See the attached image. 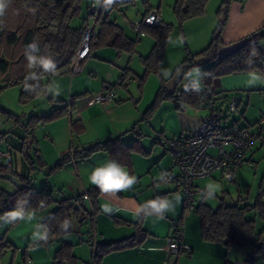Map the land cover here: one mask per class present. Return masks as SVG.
I'll use <instances>...</instances> for the list:
<instances>
[{
  "label": "crops",
  "instance_id": "crops-1",
  "mask_svg": "<svg viewBox=\"0 0 264 264\" xmlns=\"http://www.w3.org/2000/svg\"><path fill=\"white\" fill-rule=\"evenodd\" d=\"M209 5L210 2L207 7ZM128 6L129 4L125 5L124 8ZM160 8V4L158 7H153L148 2L142 5V9L138 14L134 13V9H127L125 14L121 13L120 17L116 19L112 20L110 16V20L118 24L129 39L137 41V49L142 53L141 50L149 51L152 48L153 40L148 38L147 35L137 37L132 31V27L142 19L147 9H157L162 23ZM218 11L215 10L213 15L209 17L204 15V17L187 21L186 24H194L198 30L194 36L190 34V40L187 42L189 50L193 54L202 51L209 44L211 35H213L219 24L217 22L220 19L217 15ZM261 27H264V0H229L225 22L220 31L221 44L224 46L237 42ZM127 31L129 35L126 33ZM139 56L143 57L142 54ZM130 62H128V57L118 54L114 49L99 48L92 51L82 61L80 64L81 71L78 74L50 79L46 101H44V109L41 114L33 116H46L54 108L61 105V103L56 102L68 103L72 96L85 95L77 99L75 111L69 117L41 125L40 137L35 136L39 155L45 163L46 169H49L67 154L72 147H88L96 142H103L109 138L116 137H120L123 144L130 145L139 137L140 145L147 155L132 154V170H124L130 177H133V183L126 189L101 192L98 198L99 212L95 216L93 223L90 224V226L93 225L92 232H94L93 241L90 244L112 243L133 236L135 233L133 225L137 222L143 208L153 200L155 195L167 194V196L161 214H149L144 218L142 229L148 235L144 242L137 248L106 256L102 264H224L225 261H230L228 258L229 250L226 251L225 247L220 243L203 241L199 219L194 210L195 217L185 216V212L183 214L182 194L174 186L163 183L161 180L157 181L154 178H158L159 175L161 177L163 173H177L173 157L163 146L167 138L160 136V139H154L152 145L145 146V140L141 139L142 134L149 133L148 128L150 132L153 129V134L155 135L156 131L151 126L140 123L142 119L140 109L137 107L132 108L126 97L119 95L122 94L119 93L121 92L120 89H117L115 93L116 99L121 97V100L116 101L115 99L114 103L106 105L94 103V96L104 89L105 86L117 83L123 70L129 67ZM212 88L215 92H222L226 96L235 95L242 100L247 98L248 101L255 102L257 106L254 108L260 111L261 117L264 116V111H261V109H264V78L260 75L256 73H239L220 77L213 81ZM253 96L255 97L254 100L252 99ZM50 98L54 100L49 101ZM217 103L220 102L218 101ZM239 103H242V101L239 100ZM174 105L175 109L182 113H187V109L192 112V114L188 115L194 120V126L189 128V133L195 132L199 125L208 118V111L206 115H201V111L206 110L202 107L192 108L185 106L179 109L175 103ZM261 117L252 124L246 122L244 125H238V119L232 120L235 121L239 128H244L255 125ZM73 120L80 121L84 126V133L74 138H72L70 130V122ZM228 123L233 124L232 121ZM1 129H6L7 132L5 134L1 133ZM251 130L253 131L252 128ZM160 133H157V135H161ZM0 135V149L9 152V157L2 159L0 166L9 169L15 175L28 176L30 178H33L34 174L40 173L43 177L42 185L47 180L48 184L55 190V194L58 195L57 200L84 195L88 189L96 186L90 182L92 171L108 163L106 154L100 152L85 161H72L65 164L48 178L45 177L47 174L46 169L29 174V168L20 155L24 131L14 123L11 124L7 117H3V119H0ZM166 154H169V157H166ZM246 160L252 164L250 168L237 169L238 171L236 170L230 176L217 171L208 178L196 181L195 184L200 188L202 187L201 189L205 187L204 189L206 190V187L213 182L229 186L232 180L239 181L242 179L253 187V185L257 184V180L261 178L259 187L264 189V127L261 128L259 139L255 141L246 154ZM153 166H156L157 171H154L155 168H153L154 172L151 170ZM3 180L13 184L15 179L7 180L3 178ZM13 187L15 189V186ZM237 187L235 192H237L238 202L239 198L246 199V196L242 197L241 195L244 190L238 195ZM204 198L205 196L198 195L195 198V206L200 202L204 203ZM197 201L199 202L197 203ZM218 201L214 208L207 206L211 209H216L223 200L218 197ZM83 205L86 209L91 210V205L87 198ZM56 208L57 206L55 205L42 212H28L26 213L27 217H24V215L19 218L12 229V231H16L14 237L18 240L10 238L5 241L12 247V256L22 249L23 264H26L25 259H29L30 264H54V254L58 249L56 245L53 249L46 245L45 247H37L32 250H27L26 246L33 241H39L40 243L43 234L38 225ZM181 215H183L181 243L188 248V252L178 256H171L167 250L169 240L172 237L170 223L178 220ZM80 221L82 222V220ZM123 222L128 225L120 224ZM85 229L83 227L74 228L72 236L79 238L82 246L86 243L91 252L89 244L91 239ZM65 241L63 238L57 243L63 244ZM68 243L72 245L74 242L69 241Z\"/></svg>",
  "mask_w": 264,
  "mask_h": 264
},
{
  "label": "trees",
  "instance_id": "trees-1",
  "mask_svg": "<svg viewBox=\"0 0 264 264\" xmlns=\"http://www.w3.org/2000/svg\"><path fill=\"white\" fill-rule=\"evenodd\" d=\"M209 1L176 0L172 11L178 24L182 25L189 20L203 17ZM91 2V5H101L103 18L99 23L97 36L90 42L89 55L99 48H111L118 54L125 53L130 57L135 55L137 41L129 39L122 28L110 20L113 12H118L121 7L133 0H91ZM228 2L229 0H226L221 5L226 8V12ZM3 3L5 9L3 15H0V81L4 83V86L0 87V91L6 87L20 86L19 103L27 104L47 95L51 78L72 74L71 59L81 43L91 14V7L88 18L83 20L80 27L74 28L71 22L79 15L81 0H3ZM149 11L150 9H147L144 16ZM217 15L221 17V10L217 12ZM222 27L223 25L218 24L215 33ZM169 30L170 26L164 25L161 21L157 27H143L144 36L149 35L153 40L149 55L140 58L144 67L143 76H133L126 68L117 83L107 85L104 87L106 90H102L115 93L117 89L126 88L129 79H137L141 85L150 74H158ZM245 38L249 40L245 46L223 59L218 58V48L223 46L220 34L215 35L202 51L196 54L187 53V57L176 71L179 70L184 75L190 69L197 67L194 64L195 59L203 58L204 61L199 67L207 65V68L200 73L202 87L190 84L178 94L174 91L172 95L163 94V90L160 89L156 100L160 101L168 97L174 100L173 102L179 109L185 106L198 108L201 107L205 92L210 91L217 102H220L217 103L218 106H222L229 96L213 90L212 84L215 79L239 73H256L264 78V53L259 47L261 44L264 45V27ZM84 95L72 96L68 103L58 101L56 103H61V105L54 108L50 114L40 117L30 116L25 121L0 107V114L5 115L8 120L13 121L24 131L20 155L29 168V174L46 169L37 148L35 129L44 123L69 117L75 111L77 99ZM53 100V98L49 99V101ZM147 115L150 116V113ZM143 119H146L145 115ZM262 121H264V116L255 125L243 129L251 130L252 128L253 132L258 134L257 139H259L261 128L264 127V124H260ZM232 122L237 126L235 121ZM70 130L72 138L78 137L84 133V126L80 121L73 120L70 122ZM6 152L9 157V152ZM100 152L106 154L108 162L115 161L128 171L132 170V154L147 155L140 145L139 137L130 145L123 144L120 137L109 138L88 147H72L53 167L46 169L45 177L52 176L65 164L72 161H85ZM246 162L249 163L247 160ZM0 177L7 180L15 179L14 182L12 181L15 185L13 192L0 191V220H6L13 225L15 223L13 219L17 213L22 216L28 212H42L57 206L38 225L43 234L40 242L42 244L71 234L73 223H79L80 220L84 222L88 219L90 223H93L99 212L98 198L102 190L98 186L88 189L84 195L57 200L54 197L55 190L47 180L44 181L40 190H35L31 187L34 178L15 175L1 166ZM205 195L206 193L201 196ZM84 196L89 201L91 210L86 209L84 205L80 209L73 206L75 199ZM166 196L167 194L155 195L153 200L143 208L137 222L133 225L135 229L133 236L112 243L93 245L89 242L91 259L88 264H102L103 259L112 253L139 247L148 236L142 229L144 218L149 214H161ZM185 210L183 207V214ZM193 210L199 219L203 241L220 243L226 251L232 247H247L251 249V253L242 264H258L257 261L259 264H264V189L260 188L252 204L248 203L247 198H239L238 202L232 205H226L221 201L216 209H211L200 202ZM176 221L182 225L183 215ZM257 221L261 225L259 229ZM120 224L128 225L125 222ZM11 248V245L5 242L4 237H0V263L5 252ZM72 250V245L63 243L54 254V264H76L77 259ZM224 264L237 263L225 261Z\"/></svg>",
  "mask_w": 264,
  "mask_h": 264
},
{
  "label": "rangeland",
  "instance_id": "rangeland-1",
  "mask_svg": "<svg viewBox=\"0 0 264 264\" xmlns=\"http://www.w3.org/2000/svg\"><path fill=\"white\" fill-rule=\"evenodd\" d=\"M175 1L176 0H149V3L153 7H158V5L160 4L161 7L160 16L162 18V23L164 25L170 26V30L166 38V43L164 45L160 66L158 69V74L155 73L150 74L149 76H147L146 80H144V82L141 85L139 84L137 79L136 80L129 79L126 88H120L121 92H119L122 93L119 95H124L126 97V100L130 103V106L132 108L137 107L140 109V113L142 114L141 116L142 119L140 120V123L147 124L148 126L154 128L155 129L154 131H156V135H155L153 134V129L152 132H150V129L148 128L149 133L142 134L141 139L145 140L144 144H146L145 145L146 147L152 145L154 143V139H160V136L166 137L167 138L166 140H169V139L177 138L180 134H188L190 132L189 128H192L194 126V120L188 115L190 113L192 114V112H190L189 109H187L188 111L187 113H182L181 111H178L177 109H175V105L173 102L174 100L168 97H165L163 98V100L160 101L156 100V97L160 89L163 90L162 91L163 94H167L166 85L168 81L179 72V70L176 71V69L182 63V61L187 57V53L189 52L192 53L189 50V46L187 42H189L190 40V34L194 36L198 31L194 24L189 25L186 24L187 22L183 23L182 25L178 24L177 18L172 11ZM224 1L226 0H210L209 1L210 5L208 7L206 6L207 9L205 8V15H207L206 17L213 15L215 10L216 11L221 10L222 9L221 5ZM91 3H92L91 0H81L80 12L79 15L71 22L72 27L74 28L80 27L83 20L88 18ZM142 5H144V3L141 0H133V2L129 3V6L127 8L121 7L118 12H113L111 14V19L113 20L120 17L121 13L125 14L127 9L129 10L134 9L135 10L134 13L138 14V12H140L142 9ZM88 20H90V16ZM219 21L220 19L217 22L219 23ZM126 33L128 34V31ZM215 34L216 33L214 32L213 35H211L210 42L212 38L215 36ZM147 36L148 38H151L149 35ZM137 48L138 47L136 43L135 44L136 54L133 55L132 57H130L128 54L125 53H122V55H124V57H128V62L131 61L129 67L127 68H129V70L132 71L131 73L133 74V76L142 77L144 73V67L142 62L140 61L141 57L139 55L142 54L143 55L142 58L147 57L152 48H150L149 51L141 50L142 53ZM206 68L207 65L202 67H194L190 69L186 74H184L182 76L181 81L179 82V84L175 89V94H178L180 91L184 90L190 84L201 88L202 86L200 81V73ZM2 86H4V83L0 81V87ZM20 90H21L20 86H10L2 89L0 91V107L4 108L10 114L24 121L27 120L30 116L41 114L42 110L44 109V101H46V96H42L40 98L32 100L27 104H20L19 103ZM235 97L237 98V96ZM119 99L121 100V97L116 99V101H118ZM252 99L254 100L255 97L253 96ZM237 100H241L242 103L239 104L236 112H234L233 114H228L226 112H223V118L225 123L233 121L232 119H238L239 120L238 125H244L246 122L252 124L257 119H259V117H261L259 113L260 111L259 110L257 111L254 108L255 106H257L255 102L252 103V101L251 100L248 101L247 98H244L242 100L240 99V97L237 98ZM261 111H264V109H261ZM148 113H150V116L147 115ZM206 114H207V110L201 111V115H206ZM143 115L146 116V119H143ZM224 116H226V118ZM3 117L6 116L0 114V119H3ZM11 124H13V121H11ZM40 128L41 125H39L35 129V133H34V135L38 136V138L41 135ZM6 132H7L6 129H1V133L5 134ZM157 133L158 134L160 133L161 135L158 136ZM169 154H166V157H169ZM155 167L156 166H153L151 170L153 171V168ZM241 168H239L238 170H241ZM154 171H157V169L155 168ZM33 178L34 180L32 182L31 187L35 190H40L42 187L43 177L39 173V174H34ZM154 178L157 181L161 180L160 175L158 178L156 177ZM225 178L227 179V177ZM257 181H258L257 184L253 185V187L247 184L246 182H244L242 179L239 181L232 180L231 181L232 183H229V186H226L225 184L213 182L206 187V190L204 189L205 187H203L206 193L204 198L205 200L204 204L214 208L219 202L218 197L222 198L224 204L226 205L235 204L237 202V192H235L236 186L244 190V192L241 194L242 197L246 196L248 203L252 204L255 200L258 191L260 190L259 183L261 182V178L258 179ZM13 184L7 183L3 180V178H0V190L11 192L14 190L13 186L15 185ZM54 197L57 199L58 195L55 194ZM198 202L199 201H197V203ZM24 215L20 216L19 213H17L14 216L13 219L14 222L16 223L19 220V218L23 216L24 217L28 216L27 214ZM29 215H33V214H29ZM186 215L195 217L193 210H185V216ZM15 223L11 225L6 220H0V237H4L5 241H7L10 238H12V240H18L14 237L16 231L15 230L12 231ZM90 224L92 223H90L88 219L84 222L82 221L79 223H73V229L80 227L86 228L85 232L90 237L91 239L90 242H92L94 232H92L93 225L90 226ZM260 227L261 225L257 221V228L259 229ZM63 238L67 242L69 241L74 242L73 244L75 245L72 244L73 245L72 251H73V255L77 259L76 264H88V262L91 259V252L89 251L90 249L87 247L86 243L82 246L80 244L79 238H76L74 235L72 236V233L64 237L58 238L53 242H49L46 245L51 247L52 249L56 245L59 249L62 243L58 244L57 242L61 241V239ZM66 241L65 243H67ZM46 245L39 243V241L36 242L33 241L32 243H30V245L28 244L26 247L27 250H32L37 247H43V246L45 247ZM21 252L22 249L19 252L17 251L16 255L12 256L11 249L7 250L0 264H23ZM250 253H251V249L247 247L244 248L232 247L229 250L228 258L233 263L242 264ZM77 254L79 255L81 254L82 257L81 256L79 257V255ZM257 263L259 264L258 261Z\"/></svg>",
  "mask_w": 264,
  "mask_h": 264
},
{
  "label": "built area",
  "instance_id": "built-area-1",
  "mask_svg": "<svg viewBox=\"0 0 264 264\" xmlns=\"http://www.w3.org/2000/svg\"><path fill=\"white\" fill-rule=\"evenodd\" d=\"M141 1L144 4L149 2V0ZM0 2L3 3V0ZM102 18L101 5H91L90 20L86 25L81 43L71 59L72 74H78L81 71L80 64L89 55L90 42L97 36ZM159 24L160 17L157 9H151L133 25L132 31L137 37H143V27L153 28ZM115 97L113 91L101 90L94 96V103L97 105L112 104ZM239 104V100L232 95L226 98L224 105L218 106L213 93L207 91L201 104V107L208 111L207 120L202 122L193 133L180 134L175 139L164 141V148L173 157L177 173H163L161 181L174 186L182 194L183 207L186 210H193L196 203L195 198L205 194V191L195 184L196 181L208 178L217 171L230 176L243 166L251 167V164L246 162L245 156L257 140L258 134L250 129L225 123L223 118V112L233 114ZM260 124H264V121ZM7 157L8 153L0 149V165L2 159ZM237 191L240 194L243 189L237 187ZM85 199V196L75 199L73 206L80 209ZM170 230L172 237L167 246L168 254L171 256L186 254L188 248L181 243L182 225L176 220L172 221ZM25 262L26 264L31 263L29 259H25Z\"/></svg>",
  "mask_w": 264,
  "mask_h": 264
},
{
  "label": "clouds",
  "instance_id": "clouds-1",
  "mask_svg": "<svg viewBox=\"0 0 264 264\" xmlns=\"http://www.w3.org/2000/svg\"><path fill=\"white\" fill-rule=\"evenodd\" d=\"M5 4L0 2V15H3ZM90 182L98 186L102 191L126 189L133 183V177L115 161H110L103 166L95 168L90 176ZM153 207H157L153 205Z\"/></svg>",
  "mask_w": 264,
  "mask_h": 264
},
{
  "label": "water",
  "instance_id": "water-1",
  "mask_svg": "<svg viewBox=\"0 0 264 264\" xmlns=\"http://www.w3.org/2000/svg\"><path fill=\"white\" fill-rule=\"evenodd\" d=\"M222 15L220 17V21L219 24L220 25H224L225 22V12H226V8L222 7L221 9ZM221 29H218L216 32V36H218L220 34ZM248 39L247 38H243L237 42L231 43L229 45H224V46H220L218 48V58L219 59H223L226 58L232 54H234L235 52H237L239 49H241L243 46H245L248 43ZM262 53H264V45H260L259 46ZM204 59L203 58H198L194 60V64L199 67L201 65V63H203ZM182 72L179 71L175 76H173L167 83L166 85V90H167V94L168 95H172L177 87V85L179 84V82L182 79Z\"/></svg>",
  "mask_w": 264,
  "mask_h": 264
}]
</instances>
